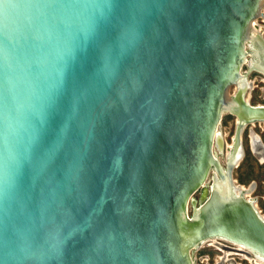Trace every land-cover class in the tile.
Instances as JSON below:
<instances>
[{
    "label": "water",
    "instance_id": "95a60500",
    "mask_svg": "<svg viewBox=\"0 0 264 264\" xmlns=\"http://www.w3.org/2000/svg\"><path fill=\"white\" fill-rule=\"evenodd\" d=\"M263 17L264 0H0V264H196L212 238L264 260L234 180L264 108L231 96L248 56L264 73Z\"/></svg>",
    "mask_w": 264,
    "mask_h": 264
},
{
    "label": "rangeland",
    "instance_id": "374dc122",
    "mask_svg": "<svg viewBox=\"0 0 264 264\" xmlns=\"http://www.w3.org/2000/svg\"><path fill=\"white\" fill-rule=\"evenodd\" d=\"M258 24V28L264 30V23L261 20L256 22ZM247 71L246 66L243 67L242 72L245 73ZM250 81H252V88L248 91L246 95V99L250 101L252 105H264V76L251 73L249 75ZM263 81V82H262ZM235 92V87L231 90V95ZM236 117L233 114H225L223 116V120L220 126V133L225 142V146L232 145V139L234 136V132L236 129ZM260 135L264 141V124L257 125L255 127H249L244 135V150H245V158L240 163V166L234 171V179L236 181V185H241L243 187L249 188L250 186H254L255 192L250 195L249 198H252L258 209L261 211V214L264 216V164L262 159H257L251 154L248 147V140L251 134V147L253 144V138L257 136L258 139ZM252 132V133H250ZM219 153V151L216 149ZM226 154L227 149L225 148L224 154L220 155V160L223 164L226 162ZM212 185V175L208 179V186ZM202 191L196 193L194 198L199 200L202 198ZM190 207V213H191ZM215 242V241H214ZM251 263V262H249ZM252 264V263H251Z\"/></svg>",
    "mask_w": 264,
    "mask_h": 264
},
{
    "label": "flooded vegetation",
    "instance_id": "af4514ba",
    "mask_svg": "<svg viewBox=\"0 0 264 264\" xmlns=\"http://www.w3.org/2000/svg\"><path fill=\"white\" fill-rule=\"evenodd\" d=\"M259 20H261V22L264 23V17L260 18ZM262 27H264V26H262ZM255 29L258 32L257 35L260 36L264 41V30L258 28V24H256ZM255 40H257V42L259 44L261 43L259 41V38L255 37ZM261 45H262V43H261ZM252 50L255 51V49L253 48V45H248V51L250 52ZM255 64H256V59L252 58L251 56H248L247 62L244 65L247 68V71H245L244 74L247 76L248 82L251 85V87L248 89V91L252 88V84H253L252 81H250V79H249V75L251 73L254 72V73H258V74H261L262 76H264V73L255 69ZM248 91H247V93H248ZM247 93H246V95H247ZM253 106H264V105H253ZM257 125L258 124H253V125H248L247 127H245V129L242 132V146L244 144V135H245L247 129L249 127H255ZM259 125H261V124H259ZM235 132H236V129H235ZM235 132H234V136H235ZM252 132H254L256 134L255 131H252ZM252 132H250V133H252ZM256 135H258V134H256ZM234 136H233V139H234ZM258 136L260 139H258L257 136H255L253 138V144L251 147V134H250L249 140H248V143H249L248 147H249V151L251 152V154L255 158L257 157L258 159L261 160L264 158V141L260 135H258ZM233 139H232V143H233ZM242 151H243V158H242V160H243L245 158V155H246L244 147H243ZM242 160H241V162H242ZM263 164H264V161H263ZM239 166H240V164H239ZM235 184H236V181H235ZM239 186L242 188L243 194L245 195L244 197H246V199H249V200H252L253 202H255L252 198H249L250 195H252L255 192L254 186L252 185L249 188H246V186L245 187H243L241 185H239ZM255 205H256V202H255ZM257 208H258V206H257ZM260 214H261V211H260ZM214 240H217V241L214 242ZM194 260H195L196 264H251V263L252 264H264L263 261L258 260L257 257L253 253H251L248 249L240 248L237 246V244L231 243V242H229L225 239H222V238H212V239H209V240L203 242L202 244H200V246L197 249H195V251H194ZM249 262H251V263H249Z\"/></svg>",
    "mask_w": 264,
    "mask_h": 264
},
{
    "label": "bare ground",
    "instance_id": "6f19581e",
    "mask_svg": "<svg viewBox=\"0 0 264 264\" xmlns=\"http://www.w3.org/2000/svg\"><path fill=\"white\" fill-rule=\"evenodd\" d=\"M257 23L255 22L254 23V25H256ZM251 87V85H250V83L248 82V78L246 77L244 80H242L241 82H240V84L238 85V86H236L235 87V92H234V94H232L231 96L237 101V102H245L246 104H249V105H251L250 104V102L246 99V93H247V91H248V89ZM237 108H236V112H240V105L239 104H237ZM257 107H261V108H264V106H257ZM234 115V114H233ZM235 117H236V120H237V122H236V125L239 123V119H238V115H234ZM264 124V121H256V122H248L247 123V126L248 125H253V124ZM218 134H220L221 135V133H220V129H219V131H218ZM221 138H222V135L220 136ZM231 147H232V145H228V151H227V154H226V156L231 152ZM241 158H243V151H241V156H240V160H241ZM262 161H264V158L262 159ZM237 186V189H236V193L237 194H242L243 196H245L244 194H243V191H242V188L239 186V185H236ZM208 187V188H207ZM210 192V187L208 186V185H206V188H205V190H204V193H203V197L205 198V197H207L208 196V193ZM254 204H255V202H254ZM214 241H217V240H214ZM238 247H240V248H243L242 246H240V245H237ZM251 253H253V252H251ZM254 254V253H253ZM244 255V254H243ZM248 255V254H247ZM255 255V254H254ZM256 257H257V259L258 260H261V261H263L264 262V260H262V259H260V257L259 256H257V255H255Z\"/></svg>",
    "mask_w": 264,
    "mask_h": 264
}]
</instances>
